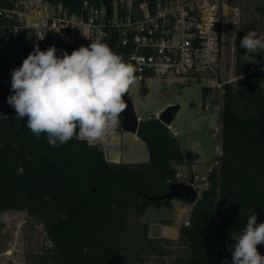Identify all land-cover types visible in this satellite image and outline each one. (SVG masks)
I'll return each mask as SVG.
<instances>
[{"label":"trees","instance_id":"trees-1","mask_svg":"<svg viewBox=\"0 0 264 264\" xmlns=\"http://www.w3.org/2000/svg\"><path fill=\"white\" fill-rule=\"evenodd\" d=\"M46 1L62 2L75 13L82 12L85 2H102ZM14 3L0 0V7ZM258 9L264 16V7ZM17 24L0 16V60L10 46L2 42L1 28L10 30L9 44L25 38L26 31ZM32 41L30 37L26 44L32 47ZM103 42L130 63L115 31ZM73 50L59 45L57 55ZM244 54L238 55L235 66L240 79L227 84L222 96L219 168L208 172L188 224L180 227L175 258L168 239L152 238L149 225L141 220L149 205L169 203L153 198L178 182L176 166L186 162L177 136L158 117L141 120L136 134L146 143L149 159L124 163L108 160L98 144L76 137L52 147L46 134L37 137L27 128V117L1 115L0 210L27 211L31 219L45 223L49 238L27 255L26 264H139L147 257L153 264H231L227 246L234 244L232 235L242 233L252 214L257 224L264 222V57L255 54V63ZM252 64L255 71L250 70ZM145 80H140L141 91L147 94ZM210 90L203 87L204 98ZM258 251L264 255V243Z\"/></svg>","mask_w":264,"mask_h":264},{"label":"rangeland","instance_id":"rangeland-1","mask_svg":"<svg viewBox=\"0 0 264 264\" xmlns=\"http://www.w3.org/2000/svg\"><path fill=\"white\" fill-rule=\"evenodd\" d=\"M238 4L241 19L237 25L229 19L222 41L223 75L224 79L229 80L237 78L235 66L238 55L245 51L240 47L244 35L254 30L258 38H264V16L258 9V6L264 7V0H239ZM247 25H250L249 30ZM1 32L4 35L2 42L10 46H6L4 50L0 67L6 71L8 78L5 77L11 88L12 69L21 66L23 59L34 49L26 44L30 34L9 44V28L5 26L1 28ZM259 55L264 57V52ZM141 85L142 82L136 78L128 92L140 120L148 116L159 117L168 106L179 105L170 129L177 136L183 153L192 152L198 154L199 158L195 162L177 165V179L179 182H186L194 177L195 188L201 197L202 190L206 188L208 172L220 165L221 88L210 85L205 77H201L200 81L182 83L173 78L163 80L159 76H153L145 80L147 94L141 91ZM203 87L211 89L205 98ZM4 114L0 107V116ZM96 143L105 151L109 160L139 163L149 159L146 143L123 129H111L107 136ZM190 208V203L174 198L167 204L149 205L142 215L141 220L149 225V235L152 238L168 239L174 250L173 258L178 249L180 227L189 220ZM48 242L44 222L34 221L25 210H0V264H26L27 255L39 251ZM152 259L147 257L139 264H153Z\"/></svg>","mask_w":264,"mask_h":264},{"label":"built area","instance_id":"built-area-1","mask_svg":"<svg viewBox=\"0 0 264 264\" xmlns=\"http://www.w3.org/2000/svg\"><path fill=\"white\" fill-rule=\"evenodd\" d=\"M238 2L106 0L100 6L85 2L75 13L62 2L15 0L13 7H0V16L16 20L33 39V49L38 45L40 50L50 44L57 51L59 45L75 50L103 42L115 31L137 79L159 76L189 83L205 77L223 96L225 86L240 79H224L222 66L223 33L229 19L236 25L241 19ZM255 69L252 64L250 70Z\"/></svg>","mask_w":264,"mask_h":264},{"label":"clouds","instance_id":"clouds-1","mask_svg":"<svg viewBox=\"0 0 264 264\" xmlns=\"http://www.w3.org/2000/svg\"><path fill=\"white\" fill-rule=\"evenodd\" d=\"M247 61L259 63L255 54L264 52V38L250 30L240 42ZM135 68L109 45L91 41L68 54L57 55L56 47L33 52L12 69L7 103L17 117H27V128L37 137L46 134L52 147L76 137L89 144L102 140L120 124L127 108L125 97L135 84ZM231 264H264L258 245L264 243V222L247 219L242 233L232 235Z\"/></svg>","mask_w":264,"mask_h":264},{"label":"water","instance_id":"water-1","mask_svg":"<svg viewBox=\"0 0 264 264\" xmlns=\"http://www.w3.org/2000/svg\"><path fill=\"white\" fill-rule=\"evenodd\" d=\"M105 3L106 0H101ZM14 94L8 85L7 78L3 71L0 70V107L4 113L8 116H16L17 113L13 107L7 103V99L10 95ZM127 108L121 116V127L123 130L132 134H137L141 120L136 116L134 105L129 97L128 93L125 97ZM179 105H171L165 108L158 119L166 126L170 127L178 110ZM261 135L264 136V129L261 131ZM186 162H195L199 158L198 154L187 152L184 154ZM195 178L192 177L188 182H173L169 185L167 193L161 196L153 198L155 202H164L172 200L174 198L184 200L191 205L195 204L200 198L199 191L195 188Z\"/></svg>","mask_w":264,"mask_h":264},{"label":"crops","instance_id":"crops-1","mask_svg":"<svg viewBox=\"0 0 264 264\" xmlns=\"http://www.w3.org/2000/svg\"><path fill=\"white\" fill-rule=\"evenodd\" d=\"M116 129L117 130H121L122 129V127L120 128L119 127V125L116 127ZM135 137H137V135L136 134H133ZM97 144V143H96ZM99 145V144H98ZM99 147H100V145H99ZM101 148V147H100ZM102 149V148H101ZM103 150V149H102ZM104 153H105V151H104ZM105 156H106V154H105ZM106 158H107V156H106ZM108 159V158H107ZM109 160V159H108ZM120 160V159H119ZM110 161H115V160H110ZM115 162H123V161H115ZM131 163V162H130Z\"/></svg>","mask_w":264,"mask_h":264},{"label":"flooded vegetation","instance_id":"flooded-vegetation-1","mask_svg":"<svg viewBox=\"0 0 264 264\" xmlns=\"http://www.w3.org/2000/svg\"><path fill=\"white\" fill-rule=\"evenodd\" d=\"M186 182H188V181H186Z\"/></svg>","mask_w":264,"mask_h":264}]
</instances>
